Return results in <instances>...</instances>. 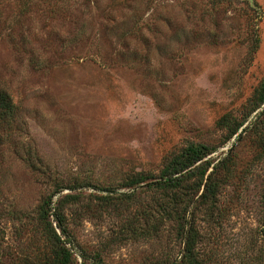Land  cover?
I'll return each mask as SVG.
<instances>
[{"label": "rangeland", "instance_id": "374dc122", "mask_svg": "<svg viewBox=\"0 0 264 264\" xmlns=\"http://www.w3.org/2000/svg\"><path fill=\"white\" fill-rule=\"evenodd\" d=\"M263 83L264 0H0V90L17 110L0 122V264L44 249L40 208L75 185L61 194L83 196L66 210L73 264L180 256L173 224L131 237L152 228L140 209L152 218L159 195L142 190L118 218L97 211L106 194L94 187L128 192L129 177L159 176L195 145L213 166L226 161L213 215L197 210L200 259L264 264L263 151L251 133L223 144L219 126L243 119Z\"/></svg>", "mask_w": 264, "mask_h": 264}, {"label": "trees", "instance_id": "16d2710c", "mask_svg": "<svg viewBox=\"0 0 264 264\" xmlns=\"http://www.w3.org/2000/svg\"><path fill=\"white\" fill-rule=\"evenodd\" d=\"M264 83L256 92L255 101L249 107L248 113L243 119H236L232 115H226L222 118L220 125L228 130L226 140L223 144L230 142L234 137L239 140L243 133H251L255 136L258 147L264 155ZM263 108V109H262ZM262 109L249 124L251 116ZM17 116L16 106L9 94L0 90V122L11 124ZM246 126V127H245ZM241 130H243L241 132ZM209 150L203 145L191 146L183 153L177 155L169 161L166 167L160 172L159 176L149 175L141 172L132 175L120 187L127 189L128 192L117 193L116 188L110 187L101 189L94 187L97 192L106 195H98L97 211L113 215L116 212L118 218L121 214L119 205L122 202L131 200L136 195L147 190L152 195H159L155 202V212L151 217L147 216V211L140 209V216L144 224L149 225L148 219L153 220L152 228L147 226V230L140 235L138 228L135 227L131 237L137 239H149L150 235L159 236L167 226L173 224L175 229V242L183 245L180 251V260L177 254L173 259L168 258V262L154 259L145 264H203L200 259L199 246L201 244V235L197 226V210L200 207H206L207 215H213L215 207L218 205L220 196V187L215 186V175L226 161H220L218 165L213 166V162L207 159ZM214 168L212 172L210 170ZM227 170L228 177L233 173L229 167L223 166ZM210 172V173H209ZM85 185H75L73 187H59L42 207L37 222L39 234L44 236L46 245L43 250L38 248L35 256L21 259L17 264H73L72 249L69 247L72 243V237L68 230V216L66 210L71 205H80L82 195H61L66 190L76 191L83 189ZM204 188L203 192L202 189ZM200 192L202 194L200 195ZM120 195V196H115ZM60 196L57 201L55 198ZM133 202V201H132ZM82 205V204H81ZM85 206L83 207V209ZM88 212L93 213L90 204L87 205ZM100 213V212H99ZM102 213V215H103ZM52 218L54 220H52ZM54 221V223H53ZM139 220L137 221L138 224ZM56 224V226L54 225ZM60 231V233L58 232ZM264 239V229L262 231ZM122 236L128 237L125 230L122 229ZM65 238V240L63 239ZM120 240V233L118 235ZM174 252V250L172 251ZM172 256V255H171ZM93 264H104L101 256L94 259Z\"/></svg>", "mask_w": 264, "mask_h": 264}]
</instances>
